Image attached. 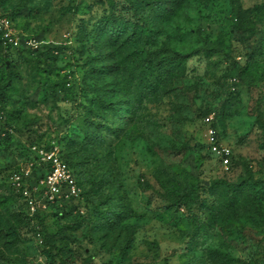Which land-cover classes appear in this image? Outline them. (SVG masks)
<instances>
[{
	"label": "rangeland",
	"instance_id": "374dc122",
	"mask_svg": "<svg viewBox=\"0 0 264 264\" xmlns=\"http://www.w3.org/2000/svg\"><path fill=\"white\" fill-rule=\"evenodd\" d=\"M0 7V264H264V0ZM54 148L79 194L31 214Z\"/></svg>",
	"mask_w": 264,
	"mask_h": 264
},
{
	"label": "built area",
	"instance_id": "2783aa9c",
	"mask_svg": "<svg viewBox=\"0 0 264 264\" xmlns=\"http://www.w3.org/2000/svg\"><path fill=\"white\" fill-rule=\"evenodd\" d=\"M0 36L5 42H12L14 40V29L11 18L0 7ZM208 146L212 154L218 157L220 163L225 169H229L231 149L219 143L216 133L213 129L209 130ZM40 158L43 163L49 165V168L38 183L30 192L28 185L23 184L20 175L15 176V182L27 203L31 214L40 210L43 206L40 203V196L35 194L38 191H43L42 197L45 200H55L66 195V197L76 196L79 194V187L73 170L60 155L57 148L49 151L41 150Z\"/></svg>",
	"mask_w": 264,
	"mask_h": 264
}]
</instances>
